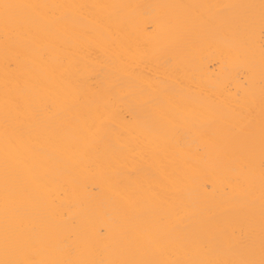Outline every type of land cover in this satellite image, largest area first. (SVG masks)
I'll return each instance as SVG.
<instances>
[{
    "label": "bare ground",
    "instance_id": "1",
    "mask_svg": "<svg viewBox=\"0 0 264 264\" xmlns=\"http://www.w3.org/2000/svg\"><path fill=\"white\" fill-rule=\"evenodd\" d=\"M0 261L264 254L262 0H6Z\"/></svg>",
    "mask_w": 264,
    "mask_h": 264
},
{
    "label": "snow or ice",
    "instance_id": "2",
    "mask_svg": "<svg viewBox=\"0 0 264 264\" xmlns=\"http://www.w3.org/2000/svg\"><path fill=\"white\" fill-rule=\"evenodd\" d=\"M264 2V0H262ZM40 5H20V4H10L6 0H0V9L3 10L5 21L7 22L9 18V10L14 8H39ZM264 35V32H262ZM0 264H48L45 261H34L31 259L23 261H0ZM120 264H152V262H136V261H126L120 262ZM191 264H264V254L259 262L255 260H233V261H199L191 262Z\"/></svg>",
    "mask_w": 264,
    "mask_h": 264
}]
</instances>
